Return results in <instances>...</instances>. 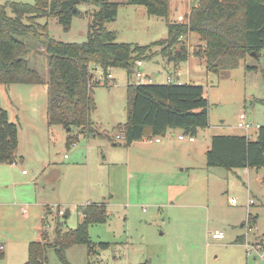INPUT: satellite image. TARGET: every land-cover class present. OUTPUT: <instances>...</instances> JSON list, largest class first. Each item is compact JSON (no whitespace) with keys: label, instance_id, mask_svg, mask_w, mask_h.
I'll return each instance as SVG.
<instances>
[{"label":"rangeland","instance_id":"1","mask_svg":"<svg viewBox=\"0 0 264 264\" xmlns=\"http://www.w3.org/2000/svg\"><path fill=\"white\" fill-rule=\"evenodd\" d=\"M8 1L34 0H0V4ZM112 1L119 5L105 26L115 31L116 41L150 46L142 64L135 61L129 70L112 67L105 77L101 67H90L95 101L92 127L113 135L120 145L79 133L75 127L68 132L60 124H48V54L39 40L23 39L24 57L42 82L0 84V104L18 125L15 162H0V264H24L28 243L39 239L40 230L51 237L56 217L62 230L73 229L82 218L78 206L101 200L107 202V219L89 225L93 251L89 254L84 243L68 247L65 255L70 264H264L257 254L247 255L246 247L236 241L245 232L241 224L248 219L255 224L247 240L264 243V168L245 171L205 163L210 136L230 133L227 126L237 124L241 113L250 126L248 137L255 138L257 127L264 125V48L216 74L206 69L200 55L193 54L204 44L191 32L175 45L192 51L190 61L170 60L169 49L163 50L166 45L154 42L167 37V23L176 21L178 14L185 21L197 1L169 0L166 17L147 14L143 5ZM76 8L67 28L53 16L38 22L46 23L55 39L83 42L95 8L86 3ZM7 13L12 15L9 9ZM195 65L200 67L198 72ZM139 71L145 83L172 81L205 87L209 121L195 133L194 142L188 136L177 139L180 133L186 135L180 128L173 129L174 139L165 150L154 138L164 140L169 134L143 138L130 147L116 138L126 121L127 84L138 81ZM68 136L75 137L73 145L66 144ZM34 202L49 204L42 224ZM22 206L29 208L27 213H21ZM66 209L70 214L63 217ZM215 230L224 237L213 238ZM99 242L109 245L99 247ZM46 256L48 264H62L53 248H47Z\"/></svg>","mask_w":264,"mask_h":264},{"label":"trees","instance_id":"2","mask_svg":"<svg viewBox=\"0 0 264 264\" xmlns=\"http://www.w3.org/2000/svg\"><path fill=\"white\" fill-rule=\"evenodd\" d=\"M185 14V21H169L167 37L155 44L166 45L169 59L185 60L188 52L177 49L180 37L197 33L204 47L193 54L200 55L209 72L220 73L235 67L246 54L258 55L264 48V0H196ZM92 5L95 10L89 24L87 39L67 42L48 34L42 17H56L67 28L77 4ZM128 4L143 5L147 14L166 17L169 0H126ZM119 3L112 0H34L32 3L8 1L0 4V84H40L39 72L24 57L27 45L23 40H39L48 54V111L47 122L60 124L68 132L75 127L79 133L95 134L111 142L120 143L108 134L92 127L91 111L95 101L91 95L93 73L91 64L108 75L112 67L130 69L141 61L149 45L140 46L117 42L115 31L108 30L105 22L116 15ZM7 9L11 12L8 15ZM172 47L175 51H170ZM179 52V53H178ZM126 121L122 127L123 144L163 135L169 128H180L194 136L200 128L208 126V98L205 87L195 83H130L127 84ZM68 136L66 144L75 143ZM18 144V125L9 120L0 104V162H15ZM208 167L225 169L264 168V125L257 127L255 138L245 134H213L205 153ZM107 202H89L78 206L82 218L73 229L62 230L56 217L53 235L41 232L39 239L28 243L24 264H48L47 248H53L62 264H70L65 251L68 247L84 243L90 254L94 242L88 228L107 219ZM64 217V216H63ZM42 224V222H41ZM108 242H99L107 247Z\"/></svg>","mask_w":264,"mask_h":264},{"label":"crops","instance_id":"3","mask_svg":"<svg viewBox=\"0 0 264 264\" xmlns=\"http://www.w3.org/2000/svg\"><path fill=\"white\" fill-rule=\"evenodd\" d=\"M176 10H177V7L175 8ZM188 52V54H187V57H186V59H185V61H190L189 60V58H190V53H192V51H187ZM204 60V59H203ZM199 69H200V67L198 66V65H195V71L196 72H198L199 71ZM176 78L177 79H179L180 78V75H177L176 76ZM191 78H189L188 80H190ZM138 80V79H137ZM138 82H143L142 80L140 81V80H138V81H136V83H138ZM169 82V81H168ZM172 82V81H171ZM188 82V81H187ZM180 83V82H179ZM20 84V83H19ZM24 85H37V84H24ZM30 89H34V88H29V90ZM206 90V89H205ZM31 91V90H30ZM207 94V93H206ZM208 98V97H207ZM6 111H7V113H8V115H9V112H8V110L6 109ZM9 117V116H8ZM17 118H18V116H17ZM22 122V121H21ZM228 127V129H230V130H232V131H230V133H224V134H245V135H247L246 134V132L243 130V129H241V128H239L238 126H237V124H234V125H230V126H227ZM173 129H175V128H169V129H167L166 130V132L163 134V135H165V134H169V136H168V138H165L164 137V140H160L158 137H156V138H154V141L155 142H157V143H162V144H164L163 146H162V148H163V150H165L166 148H167V144H169V143H171L172 141H173V139H174V136H175V132L173 131ZM97 132H99V131H97ZM104 133L103 134H105V130L103 131ZM100 133H102V132H100ZM107 134V133H106ZM181 134V133H180ZM180 134H178L177 135V139H179V140H184V139H180L179 138V135ZM250 134V133H249ZM162 135V136H163ZM91 136H95V134H91ZM108 136H110V137H113V135H110V134H108ZM115 137V136H114ZM252 137V136H251ZM114 140V139H113ZM142 140V139H141ZM188 140V139H187ZM115 141V140H114ZM123 141V140H122ZM152 141V140H151ZM189 142H194L195 141V139H193V140H188ZM134 142H136V141H134ZM134 142H132V143H130L129 145H127V146H132L133 145V143ZM120 144H121V142H120ZM209 146H210V143H209ZM243 169H245V171L247 170L248 171V169L247 168H243ZM102 201V200H101ZM89 202H93V201H87V202H85L84 204H87V203H89ZM95 202H100V201H95ZM83 204V205H84ZM35 207L34 208H36V207H39L38 208V210H39V215H37V219L39 218V222L41 223V220H42V217H43V215H42V213H43V210H44V207L46 206V205H49V204H44V205H41L40 206V204L38 203V202H34V204H33ZM80 206V205H79ZM23 209V210H22ZM28 210H29V208L27 207V206H22L21 208H20V211H21V213L22 214H25V213H27L28 212ZM70 214V213H69ZM248 216L250 217V214H248ZM255 224V221L252 223V222H250L248 219L247 220H245L242 224H241V226L245 229V232L243 233V234H239V235H237V237H236V241L240 244V245H242V246H245L246 247V254L247 255H249V253L247 252V250H248V248H247V246L245 245V241H249V240H247V234H248V232L250 231V227H252V225H254ZM246 228H247V230H246ZM215 231H218V230H215ZM214 231V232H215ZM220 232H222V231H220ZM224 237V236H223ZM222 237V238H223ZM222 238H215V239H222ZM250 242V241H249ZM251 244H253L254 246H256V245H260V246H264V243H259L258 241H255V242H250ZM253 254H256V252L253 250V251H251ZM255 258V257H254Z\"/></svg>","mask_w":264,"mask_h":264},{"label":"built area","instance_id":"4","mask_svg":"<svg viewBox=\"0 0 264 264\" xmlns=\"http://www.w3.org/2000/svg\"><path fill=\"white\" fill-rule=\"evenodd\" d=\"M183 18H184V15L183 14H178L177 15V17H176V19L178 20V21H183ZM137 64L138 65H141L142 63H141V61H137ZM143 76V73L142 72H137L136 73V77H137V79L138 80H140V78ZM141 81V80H140ZM239 118H240V120L238 121V123H237V126L239 127V128H241V129H243L244 131H246V134L248 135V133H249V124L248 123H246V121L244 120L245 119V115L243 114V113H241L240 114V116H239ZM185 136H188V140H193L194 139V137L193 136H191V135H182V134H180L179 135V138L180 139H185ZM116 138H122L123 139V134H121V135H116ZM74 144V143H73ZM72 144V145H73ZM231 202L233 203V204H235L236 203V200L234 199V198H232L231 199ZM23 210V209H22ZM64 214V213H63ZM212 237L213 238H222L223 237V234H222V232H220V231H215V232H213V234H212ZM245 245L247 246V248H248V250H247V252L248 253H251V251H255L256 252V254H257V256L258 257H260L262 260H264V246H260V245H256V246H254L253 244H251L249 241H245Z\"/></svg>","mask_w":264,"mask_h":264},{"label":"water","instance_id":"5","mask_svg":"<svg viewBox=\"0 0 264 264\" xmlns=\"http://www.w3.org/2000/svg\"><path fill=\"white\" fill-rule=\"evenodd\" d=\"M178 53H179V52H178ZM253 54H254V53H253ZM63 216H64V217H68V216H69V210H68V209H66V210L64 211Z\"/></svg>","mask_w":264,"mask_h":264}]
</instances>
